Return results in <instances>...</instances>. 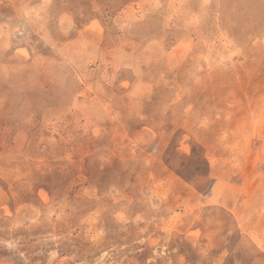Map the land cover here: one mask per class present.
Segmentation results:
<instances>
[{"label": "rangeland", "instance_id": "374dc122", "mask_svg": "<svg viewBox=\"0 0 264 264\" xmlns=\"http://www.w3.org/2000/svg\"><path fill=\"white\" fill-rule=\"evenodd\" d=\"M0 264H264V0H0Z\"/></svg>", "mask_w": 264, "mask_h": 264}]
</instances>
